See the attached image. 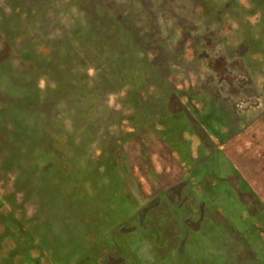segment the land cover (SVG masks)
<instances>
[{"label": "rangeland", "instance_id": "374dc122", "mask_svg": "<svg viewBox=\"0 0 264 264\" xmlns=\"http://www.w3.org/2000/svg\"><path fill=\"white\" fill-rule=\"evenodd\" d=\"M0 264H264V0H0Z\"/></svg>", "mask_w": 264, "mask_h": 264}]
</instances>
